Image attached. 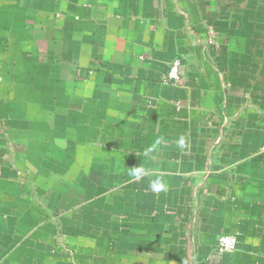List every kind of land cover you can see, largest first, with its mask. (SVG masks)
Segmentation results:
<instances>
[{"label":"crops","instance_id":"obj_1","mask_svg":"<svg viewBox=\"0 0 264 264\" xmlns=\"http://www.w3.org/2000/svg\"><path fill=\"white\" fill-rule=\"evenodd\" d=\"M0 264H264V0H0Z\"/></svg>","mask_w":264,"mask_h":264},{"label":"built area","instance_id":"obj_2","mask_svg":"<svg viewBox=\"0 0 264 264\" xmlns=\"http://www.w3.org/2000/svg\"><path fill=\"white\" fill-rule=\"evenodd\" d=\"M169 78L172 80L180 79V69L179 62L174 63L173 67L170 70ZM236 237L233 236H223L220 238V250L222 251H233L236 248Z\"/></svg>","mask_w":264,"mask_h":264},{"label":"clouds","instance_id":"obj_3","mask_svg":"<svg viewBox=\"0 0 264 264\" xmlns=\"http://www.w3.org/2000/svg\"><path fill=\"white\" fill-rule=\"evenodd\" d=\"M180 144L181 146H183L184 144V141L183 139L180 140ZM144 174V169L140 168V167H136L133 175L136 177V178H139L141 175ZM152 189L155 191V192H162V191H166L167 189V185L162 181V180H159L157 179L156 181H154L152 183Z\"/></svg>","mask_w":264,"mask_h":264}]
</instances>
